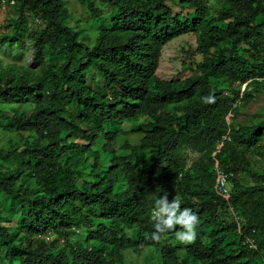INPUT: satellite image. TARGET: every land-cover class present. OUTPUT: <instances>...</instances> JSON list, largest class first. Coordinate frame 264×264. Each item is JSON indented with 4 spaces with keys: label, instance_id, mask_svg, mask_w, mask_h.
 <instances>
[{
    "label": "trees",
    "instance_id": "1",
    "mask_svg": "<svg viewBox=\"0 0 264 264\" xmlns=\"http://www.w3.org/2000/svg\"><path fill=\"white\" fill-rule=\"evenodd\" d=\"M6 1L18 18L0 44L28 57L0 60V161L18 162L0 164V264H124L138 248L160 264H264V118L237 106L264 87V0H219L215 17L206 0H76L91 33L62 0ZM189 34L201 62L160 79L162 49ZM121 134L139 142L117 152ZM164 192L198 214L194 243L150 239Z\"/></svg>",
    "mask_w": 264,
    "mask_h": 264
},
{
    "label": "rangeland",
    "instance_id": "2",
    "mask_svg": "<svg viewBox=\"0 0 264 264\" xmlns=\"http://www.w3.org/2000/svg\"><path fill=\"white\" fill-rule=\"evenodd\" d=\"M66 3L69 14L80 20V26L87 29L91 24L89 20V14L76 0H62ZM206 7L210 17H215L218 10L221 8V2L219 0H206ZM175 11H179L178 7L174 8ZM18 18V12L13 2L8 3L3 0L0 5V39L12 32L13 26L16 24ZM28 24L31 29H39L41 27L40 20L36 17H27ZM88 32L91 33V28H88ZM87 43H90V38L87 36L85 39ZM197 43L196 36L194 34L185 35L179 37L169 44H167L161 51L159 59V68L157 76L162 80H172L177 78H183L191 75V71L187 68L188 66H194L196 63L201 62L202 57L196 51ZM18 53L15 49L7 48L0 44V60L3 64L17 63L24 64L28 57L27 50L25 48L18 49ZM255 99L249 103L248 106L242 107L239 103L240 114L238 119H251L258 121L264 118V87L260 88L259 91L254 93ZM228 115L226 117L227 124H230L232 120ZM12 136L4 131L0 130V146L5 145ZM140 136L134 134H121L115 142L114 149L117 152L124 151V145L133 146L139 142ZM103 141L98 142L97 148L100 149L103 145ZM182 156L185 158L187 165L189 166L196 158L197 155L187 149L182 150ZM249 158L253 164L260 162V158L256 154H250ZM2 166H13L17 165L18 162L12 159L9 162L0 161ZM122 185L118 187L117 192L122 190ZM124 188V187H123ZM230 218L228 217L227 221ZM205 232H208L206 229ZM76 235H79V230L75 231ZM49 241L54 237L49 236ZM171 245H185L179 243L176 239H166ZM124 264H160V254L157 248H138L129 249L123 252Z\"/></svg>",
    "mask_w": 264,
    "mask_h": 264
},
{
    "label": "clouds",
    "instance_id": "3",
    "mask_svg": "<svg viewBox=\"0 0 264 264\" xmlns=\"http://www.w3.org/2000/svg\"><path fill=\"white\" fill-rule=\"evenodd\" d=\"M204 99L205 102H214L210 96ZM151 220L154 231L150 239L154 242H159L169 232H174L175 239L185 245L194 243L197 238L199 216L192 208L182 207L177 194L169 200V194L164 192L155 199Z\"/></svg>",
    "mask_w": 264,
    "mask_h": 264
},
{
    "label": "built area",
    "instance_id": "4",
    "mask_svg": "<svg viewBox=\"0 0 264 264\" xmlns=\"http://www.w3.org/2000/svg\"><path fill=\"white\" fill-rule=\"evenodd\" d=\"M216 189L220 196L227 198L230 194V186L228 182V174L216 165Z\"/></svg>",
    "mask_w": 264,
    "mask_h": 264
}]
</instances>
